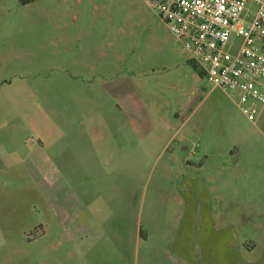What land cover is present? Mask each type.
Here are the masks:
<instances>
[{
  "label": "rangeland",
  "instance_id": "rangeland-1",
  "mask_svg": "<svg viewBox=\"0 0 264 264\" xmlns=\"http://www.w3.org/2000/svg\"><path fill=\"white\" fill-rule=\"evenodd\" d=\"M192 58L145 0H0V264H264V106Z\"/></svg>",
  "mask_w": 264,
  "mask_h": 264
},
{
  "label": "built area",
  "instance_id": "built-area-1",
  "mask_svg": "<svg viewBox=\"0 0 264 264\" xmlns=\"http://www.w3.org/2000/svg\"><path fill=\"white\" fill-rule=\"evenodd\" d=\"M211 85L240 94L255 121L264 106V0H145ZM238 45L234 47V42Z\"/></svg>",
  "mask_w": 264,
  "mask_h": 264
},
{
  "label": "trees",
  "instance_id": "trees-1",
  "mask_svg": "<svg viewBox=\"0 0 264 264\" xmlns=\"http://www.w3.org/2000/svg\"><path fill=\"white\" fill-rule=\"evenodd\" d=\"M34 1H36V0H22V3L24 5H27V4H30V3L34 2Z\"/></svg>",
  "mask_w": 264,
  "mask_h": 264
},
{
  "label": "crops",
  "instance_id": "crops-1",
  "mask_svg": "<svg viewBox=\"0 0 264 264\" xmlns=\"http://www.w3.org/2000/svg\"><path fill=\"white\" fill-rule=\"evenodd\" d=\"M188 150V149H187ZM73 236H74V232L73 233H71ZM71 255L73 254V253H70Z\"/></svg>",
  "mask_w": 264,
  "mask_h": 264
},
{
  "label": "water",
  "instance_id": "water-1",
  "mask_svg": "<svg viewBox=\"0 0 264 264\" xmlns=\"http://www.w3.org/2000/svg\"><path fill=\"white\" fill-rule=\"evenodd\" d=\"M263 51H264V47H263Z\"/></svg>",
  "mask_w": 264,
  "mask_h": 264
}]
</instances>
